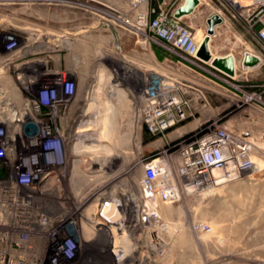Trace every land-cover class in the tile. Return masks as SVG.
I'll list each match as a JSON object with an SVG mask.
<instances>
[{
  "label": "rangeland",
  "instance_id": "obj_1",
  "mask_svg": "<svg viewBox=\"0 0 264 264\" xmlns=\"http://www.w3.org/2000/svg\"><path fill=\"white\" fill-rule=\"evenodd\" d=\"M179 1L0 0V33L10 34L16 40L21 37H30V34H33L31 30L39 34L53 32L57 35L67 36V33H70L69 38L74 41H78L82 36H86L87 40L99 38L97 47H86L85 60L95 66L86 68V77L98 81L99 85L88 86L90 90H87L85 95L86 111L83 117L86 118V126L91 125L96 129L94 132L96 136L101 135L109 124L111 128V140L107 138L104 142L103 140L97 142L98 145H107L111 149L109 154L102 152L103 160H99L102 165L92 163L95 159L93 158L91 161L92 154L90 156L89 154L83 155L86 168L90 169L86 170L87 177L94 178L92 183L86 179L88 184L84 196L78 195L77 189L80 184L85 186L86 182L81 178L75 183L72 182L74 179L69 176L76 162L71 157L67 158L66 173L62 171L66 177L64 182L66 181L67 184L70 181L69 187H67L69 197L65 202V209L60 206L64 202L60 195L62 185L60 182L62 183V181L57 180L56 185L52 189L49 188L52 179H47L46 170L41 176H37L33 182L34 186H20V181L11 178L0 179V193L4 189V196L1 198L2 205L6 204L9 214L16 216V218H10L11 222L8 221V225H2L0 222V233L9 234L10 237L0 236V262H3L1 258H4L5 264H13L17 257L21 258L24 255L27 260L32 254L25 249L32 246L38 257L34 254L36 258H33V262L35 264H140L148 257L151 261H149L150 264L179 263L174 254V208L179 210L180 207L182 216L190 218L189 205L192 204V198L188 196H183L181 205H166L162 208V217L170 223V226L167 231L161 234L162 241H156L158 244L152 239L146 241L138 234L139 232L132 233L126 227L108 224L107 228L103 226L104 229H100L95 226L96 220L104 222L100 217H96L99 196L102 195L103 201H117L121 211L124 208H126L125 210L130 209L131 195L140 189L144 164L174 150L170 149L173 144L169 146L165 138L153 135L145 127H140L138 98L141 86H139V82L142 78V70L152 76L160 69L159 66L173 64V62H177L178 58L188 62L189 58L167 46L150 30L139 32L130 24L136 25L140 15L145 13H149V19L153 20L157 12L160 10L172 11ZM199 19L198 17L196 22H199ZM32 43L30 41L28 44ZM47 56H55L59 59H54L55 63L53 62L48 69L38 67L36 71L34 70L38 82L35 86L28 84L33 89L37 88L44 80L55 77L61 72L68 71L73 79L77 77L76 68L63 66L60 61L63 58H67V61L76 59L77 56L73 51L65 52L62 48L54 47L49 52L40 55V58L48 59ZM32 70L30 68L22 69L26 74L28 73V75L22 76V86L26 87L24 85L27 84L26 77L30 78L34 74ZM30 71L32 75H30ZM255 82L264 86L263 81ZM249 83L252 82L227 81L226 83L221 82V85L227 86L231 91L243 97L248 91L246 85ZM70 87L72 89V86ZM119 92L124 93L123 97L117 96ZM220 98L218 103L228 106L229 101ZM45 102L44 99L42 102L33 96L20 102L24 114L22 123L31 126V130L28 133L26 131L18 133L21 138L18 140L23 143L24 149L16 155L17 160L18 158L23 159L24 152L30 151L27 148L28 141H37L39 145L37 148L40 150L41 146L46 145L45 141L49 137L60 138L65 135V130H62L61 126L62 121L67 118L65 115H68L69 110L71 114L72 110L78 108L76 105L75 109L72 108L76 100H71L67 108L60 107L54 110L46 107ZM233 104H229L230 106L224 113L226 120L234 119L237 114L239 115L244 112L242 110L249 107L246 105L236 108ZM262 105L264 106V94ZM94 111H96V117L86 116V113H94ZM52 112L54 116L51 114ZM88 117H91L89 119L91 122L87 120ZM77 118L70 116V124L72 125ZM90 132L93 134L91 130ZM49 133L50 135H47ZM67 141H75V132L70 131L66 134V143ZM262 141L260 147L264 150V138ZM64 151L68 153L66 147ZM13 158L9 160L13 161ZM38 158V156H34L32 159L25 160L29 164L32 163L31 161L37 164V162H41ZM261 164L264 166V162L261 161ZM30 165L23 164L21 168L27 169ZM106 168L107 172L104 174ZM96 171H99L98 174ZM98 175L110 177L102 185L95 187ZM257 177L251 182L256 185L255 187L264 190V175ZM22 181H28V177H23ZM15 200L18 202L16 203ZM19 200L23 201V206ZM197 200L199 199H193L195 201L193 215L197 219L206 220L204 211L196 203ZM116 215L118 218L122 217L120 211ZM47 220L51 222L49 226L43 224ZM110 228L111 232L114 230L112 234L109 233ZM122 233H125L126 236ZM21 239L28 240L29 244L21 245ZM64 242L65 246L63 245L61 248ZM141 257L144 258L141 259Z\"/></svg>",
  "mask_w": 264,
  "mask_h": 264
},
{
  "label": "built area",
  "instance_id": "obj_2",
  "mask_svg": "<svg viewBox=\"0 0 264 264\" xmlns=\"http://www.w3.org/2000/svg\"><path fill=\"white\" fill-rule=\"evenodd\" d=\"M198 1V6L190 15L176 17L177 11L186 3V0H180L172 11L160 10L153 20L149 19V13H145L140 15L136 25L130 24L139 32L150 30L156 38L189 59L185 62L178 58L173 64L159 66L160 69L152 76L147 73L142 76V87L138 98L139 123L153 135L165 138L169 146L173 144L170 149L174 150L144 164L140 189L131 195L130 209L123 212L117 201H103L102 195L99 196L96 217H100L104 222L96 220L95 226L100 229L103 225L107 227L108 224L126 227L132 233L139 232L138 234L146 241L152 239L158 244L156 241L161 240V234L170 226V223L162 217V208L166 205H181L183 196H188L192 198V204L189 205L190 218L185 216L184 218L189 222L190 230L197 235H212L213 226L206 220L194 217L195 201L193 199L202 200L221 186L264 175V166L261 164V161L264 162V150L260 147L264 132L256 133L250 129L236 128L226 120L225 112L218 116H206L212 109L213 97H222L229 101V104L234 103L236 108L248 105V108L242 110L244 112L253 110L264 114L262 105L264 86L249 83L246 85L248 91L242 97L227 86L221 85V82L227 81L239 83L243 73L254 70V68L244 69L247 55L260 61L258 67L264 66V0ZM198 17L199 22H196ZM35 34L39 41H43L40 42L41 49L34 52V55H42L43 52L47 53L55 47L39 33ZM67 40L74 42L69 37ZM206 40L211 56L209 61L199 57L200 49ZM145 42L148 43V41ZM31 45L36 43L27 44L26 47ZM0 46L5 51V54L0 55V63L3 66L17 61L23 50L19 48L18 40L11 35H6ZM62 50L67 48L62 47ZM47 57L42 67L45 69L50 68L48 61L59 59L55 56ZM228 57L233 59L234 75H229L214 65L215 60ZM179 66L187 71H180ZM36 69H33L32 73ZM26 82L27 85L35 86L38 82L37 74L34 73ZM76 88L75 80L66 71L44 80L37 88L35 87L34 91L37 95L36 99L42 102L44 99L46 101L44 105L54 110L69 107L70 101L74 99ZM3 95L0 89V162H12L9 159L14 157L13 161H17L16 155L19 152L11 146L18 140L16 135L20 127L26 124L22 123L24 114L20 105L21 100L6 102ZM9 108H13V111L10 112ZM29 108L31 109V105ZM203 115L205 117L202 120L200 117ZM194 122L198 124L193 128H186ZM14 127L16 128L12 130ZM6 129L13 132L6 133ZM63 129L68 134L67 127L62 126ZM170 132H176L178 137L175 140H169ZM66 134L60 138L48 136L46 145L41 146L42 149H40L47 154L37 152L30 157L32 159L38 156L39 162H47V167L56 165L55 168H62L60 173L51 177L52 182L48 186L52 189L57 180L62 181L60 195L67 193L62 203L68 201L69 197L67 192L69 182L67 184L66 181L64 182L66 177L62 172H65L64 167L68 161L63 151L66 145ZM31 142L32 148L38 150V142ZM31 162L30 165L26 160L23 161V164L30 165L24 169L27 170V174L12 178L20 181V186H34L33 182L37 176L44 173L41 162L37 164ZM13 170L14 167L12 172ZM23 177H28V181H22ZM3 190L0 193V209L9 214L8 206L2 205L3 202H1L4 196ZM15 202L17 203L18 200ZM19 202L23 201L19 200ZM65 207L66 205L63 208ZM119 211L122 216L120 218L116 215ZM14 217L16 218L15 215L9 214V218ZM63 245L65 246V242L61 248Z\"/></svg>",
  "mask_w": 264,
  "mask_h": 264
},
{
  "label": "crops",
  "instance_id": "obj_3",
  "mask_svg": "<svg viewBox=\"0 0 264 264\" xmlns=\"http://www.w3.org/2000/svg\"><path fill=\"white\" fill-rule=\"evenodd\" d=\"M83 32L86 33V31ZM70 35L67 33L66 37L53 32L41 33V36L55 47L66 46L77 56L76 59L67 62L68 67L73 66L77 69V77L74 79L77 88L73 99L76 102L72 108L75 109V105L78 107L77 110H72L71 114L69 110L68 115H65L67 118L62 121V126L67 127L68 133L76 132L80 127L86 126V118L83 117L86 111L85 95L87 90H90L89 85H99L98 81L86 77V68L95 66L85 60L86 47H97L99 38L87 40L86 36H82L78 41L72 42L67 40ZM179 70L187 71L182 66H179ZM143 75L144 71L142 70L141 76ZM241 81L264 82V66L243 73ZM139 86L142 87V78ZM219 100H221L219 97L212 98V109L206 116H218L226 111L227 106L224 103H218ZM91 115L96 117V111L86 113V116ZM70 116L78 117L72 125L69 121ZM204 117L205 115L200 118L203 120ZM227 121L238 129H250L256 133L264 132V114L253 110L239 113L234 119H227ZM196 124L198 122L190 123L186 128H193ZM177 137L176 132H170L168 135L169 140H175ZM65 147L68 149L67 158L71 157L76 162L69 178H73L74 181L85 178L84 182H86L88 168L85 164V155L75 154V141L67 142ZM90 159L92 161L93 157ZM92 163L101 165L96 158ZM96 172L98 174L99 171ZM251 180H256V178L243 179L221 186L212 194L196 202L204 211L206 221L214 228L212 235L194 234L189 228V222L182 216L181 208L179 207V210L174 208V254L175 259L179 260L178 264H264V190L255 187L256 185ZM87 184L88 182L85 183V186L80 184V187L86 189ZM94 186L98 187V185Z\"/></svg>",
  "mask_w": 264,
  "mask_h": 264
},
{
  "label": "flooded vegetation",
  "instance_id": "obj_4",
  "mask_svg": "<svg viewBox=\"0 0 264 264\" xmlns=\"http://www.w3.org/2000/svg\"><path fill=\"white\" fill-rule=\"evenodd\" d=\"M31 32L33 34H30V37H21L20 39H18V43H19V48L23 49L21 51V53L19 54V58L17 61L10 63L8 65L3 66L0 63V89H2L3 91V98L6 102H17L19 100H23L26 99L30 96H33L34 98H37V95L33 89L32 86H27V84H24L26 87L22 86L21 80H22V76H25L26 72L22 71V69H26V68H30V69H36V68H42L44 67V63H45V59L42 57L40 58V55H34V52H38L40 46L42 47V43L40 44V42H42L43 40H38L37 35L35 34L36 31L31 30ZM6 35H10V34H6V33H0V41H3V38ZM32 41L34 43H36V45H31L30 47H26V45ZM0 42V43H1ZM65 52H70V50H64ZM44 53V52H43ZM1 54H5V51L3 50V48L0 46V55ZM29 58V59H27ZM35 58H38L37 60H35ZM61 61V65L63 66H67V58H63ZM59 61V62H60ZM50 64V67L52 66L51 64H53L54 60L48 61ZM55 63V62H54ZM258 68V67H256ZM255 69V68H254ZM28 75V73L26 74ZM30 75L31 71H30ZM29 77H26V80ZM258 85H261L258 83ZM263 86V85H261ZM16 127H14L12 130H14ZM31 130V126L29 125H23L20 127V129L18 130L19 133L22 131H26L27 133ZM12 133L13 131H9L6 129V133ZM17 139L19 138V135H16ZM31 140L28 141V146L27 148L30 149V151H26L24 152V158L23 159H18L17 161H3L0 162V179H8V178H15L18 175H22V174H27V170L22 169V165H23V161L27 158H30L31 156H33L35 153L37 152H42L44 155H46L47 153H44L43 151L40 150H35L32 148V144H31ZM23 143L20 140H17L15 145H12L11 148L15 149L17 152L21 153V150L24 149V147L22 146ZM65 149V148H64ZM64 151V150H63ZM65 156H67V152L64 151ZM67 158V157H66ZM12 167H14V170L16 172H12ZM41 168L45 171H47V179H51V177H54L56 175V173H60L61 172V167H56V168H52V167H47V162L46 161H42L41 162ZM64 169H66V167H64Z\"/></svg>",
  "mask_w": 264,
  "mask_h": 264
},
{
  "label": "bare ground",
  "instance_id": "obj_5",
  "mask_svg": "<svg viewBox=\"0 0 264 264\" xmlns=\"http://www.w3.org/2000/svg\"><path fill=\"white\" fill-rule=\"evenodd\" d=\"M41 35V34H40ZM64 36H66V35H64ZM67 37V36H66ZM49 38V37H48ZM53 39V38H52ZM48 41V40H47ZM56 45V44H55ZM59 45V44H58ZM62 45V44H61ZM64 48H67L66 46L64 47ZM115 95V94H114ZM123 95H124V93L122 94V92H119V93H117V96L120 98V97H123ZM91 98V97H90ZM93 99V98H92ZM11 107V106H10ZM90 108V107H89ZM93 109V108H92ZM9 111L11 112V111H13V108H9ZM91 117H88V119L87 120H89ZM80 121H81V119H80ZM83 124V123H82ZM82 126V125H81ZM88 126V125H87ZM82 126V127H80L76 132H75V143H76V147H75V154L76 155H78V156H83V155H90V154H92L91 156H93V158H96V160L97 161H99V160H103V158H102V152H107L108 154L111 152V149L109 148V146H107V145H103V144H97V142H99L100 140H103V142L108 138L109 140H111V136H110V133H111V128H110V124L107 126V128H106V130L105 131H103V133H101V135H98V136H96V134L94 133L95 132V128H93L92 126ZM92 131L93 132V134L90 132L89 133V131ZM107 157V156H106ZM105 161V160H104ZM100 162V161H99ZM106 162V161H105ZM103 163V162H102ZM101 164V163H100ZM104 164V163H103ZM84 165V164H83ZM92 165V164H91ZM102 165V164H101ZM107 165V164H106ZM105 167V166H104ZM108 167V166H107ZM89 168V167H88ZM90 170V169H89ZM88 170V171H89ZM106 172H107V168H106V170H104V174H106ZM97 176V175H96ZM109 177L110 176H108V175H101V176H99V177H97V179H96V182H97V184L96 185H102L105 181H107L108 179H109ZM76 179V178H75ZM85 179V178H84ZM87 180H91L92 182H94V178H86ZM88 181V182H89ZM90 181V182H91ZM73 183H75V181H72ZM91 182V183H92ZM102 187V186H101ZM78 191H79V194L78 195H80V196H83L84 194H85V188L84 187H79L78 189H77ZM92 191V190H91ZM81 192V193H80ZM77 195V196H78ZM61 196H63L62 198H63V200L62 201H64V196L65 197H67V193H65L64 195H61ZM72 199V198H71ZM78 202V201H77ZM66 205V203H61V205L60 206H62V207H64ZM125 209L126 208H124L123 209V211L125 212ZM50 218V217H49ZM0 221L1 222H3V223H5L6 225H7V222L8 221H10V218H9V214L7 213V211H5V210H3L2 208L0 209ZM43 224L45 225V226H49L50 224H51V222H50V220H47V222H43ZM22 226H24V224H21ZM104 226V228H105V225H103ZM103 227L101 228V229H104ZM107 228V227H106ZM113 231L114 230H112V232H111V228L109 229V233L110 234H112L113 233ZM123 235H125L126 236V234L125 233H122ZM0 236H5V238H10L9 237V234H1L0 233ZM41 239H43V237H41ZM21 241V245H26V244H29V241L28 240H26V239H21L20 240ZM25 250H28V251H30V253L32 254V255H29V259L27 258V260H26V257H17L16 259H15V262L13 263V264H35L34 262H33V258H36L37 256V254H36V251H35V249L34 248H32V246H30V247H27ZM34 254H35V256H34ZM144 256V255H143ZM145 258H147V256H144ZM144 257H141V259L142 258H144ZM38 258V257H37ZM139 258V257H138ZM2 260H3V262H0V264H5V261H4V258H1ZM22 261H26V262H22ZM150 260H149V257L147 258V259H144L143 261H141L140 262V264H150V262H149ZM11 264V263H10ZM110 264H115V263H110Z\"/></svg>",
  "mask_w": 264,
  "mask_h": 264
},
{
  "label": "water",
  "instance_id": "obj_6",
  "mask_svg": "<svg viewBox=\"0 0 264 264\" xmlns=\"http://www.w3.org/2000/svg\"><path fill=\"white\" fill-rule=\"evenodd\" d=\"M199 1L198 0H186L185 5L180 8L177 13L176 17H182L192 14L196 7L198 6ZM199 57H201L205 61H209L211 59V56L208 51L207 47V40L203 43L200 52ZM214 65L221 69L222 71L226 72L229 75H234V63L233 59L231 57L225 58V59H217L214 61ZM260 65V61L255 58L251 57L250 55H247L244 61V69H253Z\"/></svg>",
  "mask_w": 264,
  "mask_h": 264
}]
</instances>
